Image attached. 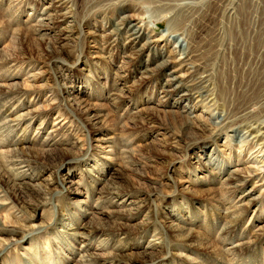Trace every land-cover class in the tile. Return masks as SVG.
Here are the masks:
<instances>
[{
  "label": "rangeland",
  "instance_id": "374dc122",
  "mask_svg": "<svg viewBox=\"0 0 264 264\" xmlns=\"http://www.w3.org/2000/svg\"><path fill=\"white\" fill-rule=\"evenodd\" d=\"M56 1L0 0V158L50 150L36 173L12 165L0 178L19 224L15 233L1 226L0 264H264V140H244L258 125L264 135V111L220 125L264 86V0ZM46 7L68 13L55 24L68 34L32 32ZM187 13L198 19L183 36L205 44L214 87L212 102L189 100L190 120L179 114L186 102L174 103L179 93L161 92L163 72H140L154 56L110 34L118 17H134L164 60L178 62L169 55L184 37L172 30ZM187 68L167 71L186 82ZM231 172L245 179L239 189H228ZM22 183L50 190L32 198ZM248 191L252 205L241 203Z\"/></svg>",
  "mask_w": 264,
  "mask_h": 264
},
{
  "label": "bare ground",
  "instance_id": "6f19581e",
  "mask_svg": "<svg viewBox=\"0 0 264 264\" xmlns=\"http://www.w3.org/2000/svg\"><path fill=\"white\" fill-rule=\"evenodd\" d=\"M74 1L75 0H57L56 4H58V9H60V8H64L66 5H70V7H71L74 4ZM160 1L161 2L162 1L163 2L164 1H166V2L167 1H178L179 2V0H160ZM195 1L198 2V0H195ZM202 1L203 0H201V2ZM204 1H206V0H204ZM224 1L225 0H217L216 3H218V5L220 6L221 4L224 3ZM169 3H171V2H169ZM166 4L167 3H165L164 6H166ZM178 5H179V3H178ZM170 7H172V6H170ZM170 7L167 6V8H170ZM174 7L176 8V5H174ZM9 8H10V6L8 7V9ZM182 8H179L178 10L180 11V9H182L183 12H184V9H186L187 11L192 10V9H190V7H182ZM229 10H231V16L234 15V17H238L241 15L239 13V11L234 9L233 7L229 8ZM57 12H59V10L55 11L52 7L43 8L41 10L40 15H39V19L37 20V24L35 25V28L34 29L32 28V32L37 31V33L41 37L49 36L53 33V35L56 36L57 39L59 38V36H64L65 34H68L69 31H67L68 29L66 27L63 29H59V28L55 27V24L59 23L57 21V19H59L60 21H63L65 17H68V15H67L68 13L58 15ZM180 12H182V11H180ZM194 14H196V13H193V14L187 13L186 15L184 14L185 16L182 14L183 16L178 20L179 22H178L177 26L174 27V29L172 30V33L173 34L179 33L180 34L179 36H183L184 32L187 30L185 28H187V26L189 24L193 25V27H194L196 20L198 19V18L195 19L196 17H194ZM198 15H199V13H198ZM55 17H56V20H55ZM134 19H135L134 17H127V16L118 17V21L115 20L112 23H110V34L118 40H119V38L126 40V42L128 43V46H130L131 49H133V51L135 53L143 54L144 52H148V54H151L154 56V59H153L154 61L151 60L152 63L156 61V65H154V68L147 67V65H146L142 69V71H140V72L142 74L150 73L151 70H153V69H154V71L157 70L158 73L163 72L162 75L166 76L167 78L164 80V83L161 84V88H162L161 92L165 93L166 95H170V97L174 94L179 93L178 99L174 103L178 106L181 101L186 102L182 106H180V113L179 114L183 116L181 118H184L186 120H190L191 119L190 114H191L192 110L194 109V106H192L190 104L188 105L189 100L191 101V100L196 99V98H199L198 101H200V102L203 100L204 101L209 100V102H212L214 100V97H212L214 94V92H213L214 87L210 88V86H213L211 84L212 80L210 78V73L207 70H205V67H206L204 65L205 61L201 60V58H202L201 55L204 54V52H205V47H204L205 44L203 43L204 45H202L201 41L199 42V41L192 39V38L198 39L197 33L192 35L193 37H189L188 36L189 34H186L185 37L183 36L184 38H183V41H181V43L178 41H175V44H176L175 49H177V50L170 52V55H169L171 58L174 59L175 53H177L176 55H181L182 58H180V60L178 62H176L174 60L173 61L164 60L163 55H164L165 51H163V49H157V47H155L156 46L155 42L151 40V37L149 35L150 33L145 34L144 29H142L141 27H138L134 23V21H135ZM8 20H9V17H8ZM188 28H189V26H188ZM195 31H196V29L194 30V32ZM64 40H67L66 37ZM190 42H191V44H190ZM159 59H161V60L158 62ZM171 63L179 65L180 69H182V70H184L185 67H188L187 71L189 69H191L192 70L191 74H193V77H190L189 80H187L185 82V81H183L182 77L180 75H178L179 70L167 71L169 68V64H171ZM262 85L263 84L257 85V87H256L257 90L252 94L251 97L249 96L247 98H243L244 99L243 108H239V110L237 109L238 111L236 110L237 112H233V113H229V111L225 112L220 118V125H228V124L232 123L233 121L243 120L250 113L249 112L250 107H257L259 105L258 108L261 109L262 111H264V102H263V99L261 98L262 96H264V86L262 87ZM14 91H16V89ZM16 94H18V93H16ZM215 97H216V99H218L217 95ZM5 98H7V96L6 97L3 96V93L0 94V118L2 117V115L5 114L3 112V111H5V108H6V106L3 104V101L5 100ZM11 99L12 98H10V100ZM60 104L61 103H58V105H60ZM214 104L215 103L213 102V105ZM17 119H19V118H16L13 121H16ZM10 121H12V120H10ZM16 126H18V125H15L13 127H16ZM249 126H251V125H249ZM249 126H247V127L249 128ZM13 127H12V130L9 131V133L13 132ZM258 127H260V126L258 125L255 130L252 129L251 133L250 134L248 133L249 135L244 138V140L246 142H248L249 144H251L252 141H256V143H257L259 141L264 140V135H261V136L257 135V132H259V130H260ZM217 128H218V126H217ZM56 131L57 130L49 132L48 135H51V136H48L46 139L47 141L50 142L48 145H55V143H57V142H54L52 144V141H54V137H55V135L53 136V134L56 133ZM244 135L246 136L247 134H244ZM249 136L251 139L250 141L248 140ZM258 144H262V143L260 142ZM109 147L111 148V146H109ZM12 149H13V147H12ZM49 151L50 150H42V151H40V153L36 152V153H34V155H36V157L32 156V154L30 152L27 153V152L23 151V149H21V150L16 149V150L8 151L7 152L8 154L6 153L8 157H5L3 159H2V157L0 158V178L10 171L9 169L13 167L12 165H18L20 168H25L26 170L29 169L30 171L36 173V171H38L39 169L43 168L44 166H47L44 162H42L38 158L39 155H42L43 153H46ZM210 157L211 156H208V160L210 159ZM208 165H213V164H212V162H210V163H208ZM239 174H241V173H239ZM239 174H237L236 172H231L230 174H228L227 178L225 177L226 178L225 181L227 182V185L229 186V188H228L229 190L239 189L243 185V182L245 181V179H243ZM15 187H17V189L19 191H23L22 193L28 192V193H30L29 194L30 196L34 195V196H31L32 198H40L44 194H46V192H49V190H50V189H48L47 186L32 185V184L30 185V184H26V183L17 184ZM250 193H251V191H248L240 198L242 204L244 201H247V204L249 203L248 205L253 204V200L256 198H253ZM106 194H108V193H106ZM7 198L9 199L7 193L5 191L1 190V188H0V211H2V210L7 211L6 216H4V220H2V218L0 219V232L2 231L1 226H7L6 224H8V225L10 224L9 227H11V228H9L8 230L11 233H15L16 232L15 228L17 227V225H19L17 222L14 221V219L17 218V215H15L14 210H17V208L15 206H13L10 202L8 203ZM138 209L139 210L144 209V207H142V208L139 207ZM10 215L12 218L8 219ZM5 228H8V227H5ZM96 230L99 232H104L101 229H96ZM3 231H6V229H3ZM116 232H117V230H115V233ZM7 246L8 245H7L6 241L0 239V253L5 251L6 250L5 248ZM0 260H1V258H0ZM8 262H9V264H13V262H15V259L13 258L11 260H8ZM83 263L87 264V261H84Z\"/></svg>",
  "mask_w": 264,
  "mask_h": 264
}]
</instances>
